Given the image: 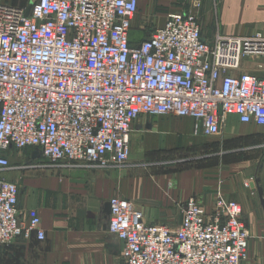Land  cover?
I'll return each instance as SVG.
<instances>
[{"label":"built area","instance_id":"2783aa9c","mask_svg":"<svg viewBox=\"0 0 264 264\" xmlns=\"http://www.w3.org/2000/svg\"><path fill=\"white\" fill-rule=\"evenodd\" d=\"M202 1L138 42L139 0H34L28 16L0 3V249L46 238L38 210L22 212L18 185L2 178L39 165L15 166L9 150H35L53 167L111 170L129 163L141 117L192 118L208 139L222 137L230 116L264 128V34L205 39ZM110 206L124 264L248 260L243 208L220 191L209 210L199 196L185 201L176 227L148 224L118 195Z\"/></svg>","mask_w":264,"mask_h":264},{"label":"crops","instance_id":"0c3cea01","mask_svg":"<svg viewBox=\"0 0 264 264\" xmlns=\"http://www.w3.org/2000/svg\"><path fill=\"white\" fill-rule=\"evenodd\" d=\"M28 1L0 3L24 8ZM147 4L148 14L158 15L162 26L169 14L186 11L191 0H139V11L143 12ZM202 5L201 18L211 10L215 24L213 34L206 33L200 19L207 40H213L217 33L264 34V0H203ZM145 32L147 35L150 30ZM137 38L131 32L133 42L140 40ZM140 128L137 126L131 135V155L208 144L209 149L221 150L226 161L203 170L145 173L137 169L62 166L4 173L3 179L18 185L19 209H36L40 213L46 238L39 241L34 234L29 240L20 239L2 247L0 264H124L122 242L109 232L112 197L118 195L137 204L148 224L176 227L183 219L185 201L199 196L209 210L219 191L243 208V219L251 234L249 256L244 264H264V157L233 153L243 145L236 139L256 127L243 125L236 116H230L220 141L207 140L200 133L197 136L192 118H166L146 132ZM26 151L9 150L7 155L13 164H39L40 154L32 149ZM246 180L252 182L249 187L244 185Z\"/></svg>","mask_w":264,"mask_h":264},{"label":"rangeland","instance_id":"374dc122","mask_svg":"<svg viewBox=\"0 0 264 264\" xmlns=\"http://www.w3.org/2000/svg\"><path fill=\"white\" fill-rule=\"evenodd\" d=\"M2 1V0H1ZM34 0H29L26 4V6L23 9H27L30 5H32V2ZM203 4V1H202ZM203 6V5H202ZM192 7V0L189 8L184 11L187 12L191 9ZM202 8V7H201ZM145 10L142 12L141 10L139 11L136 20L134 22V29L132 32L136 34L138 37L137 39L139 40L140 38L146 37V34L144 32L146 30H151L152 28H156L159 26V22L161 19H159V16L156 14H148V11L150 10V4H147L144 8ZM210 13V14H209ZM208 14H205V17L203 16L201 18V10L199 11V16L202 21V25L204 28V32L206 33H211L213 34V12H209ZM136 27V28H135ZM140 27L145 28L144 32L141 31L142 29ZM146 33V32H145ZM205 33V34H206ZM166 118H172V119H180L175 116H164V117H152V116H145L139 118L133 128L132 133L135 131L136 127H141L140 129L144 130L145 132L148 131V129H152L155 124L160 122L161 120H164ZM131 133V135H132ZM199 136V135H197ZM221 140V138H210L207 140ZM208 144L205 146H192L189 145L188 147H181L179 146L176 149H171V150H149V151H144L143 153L138 152L137 154H132L129 160V163L124 166L123 168H117L114 170H123V169H137L141 170L145 173H147L150 170H203L208 168L207 166L215 165L216 163L219 165V162L224 160L225 154L221 152V150L216 151L215 149H209ZM20 151H17L19 153ZM27 151H23L20 153H25ZM264 161V159L262 158ZM31 161V160H30ZM226 161V160H224ZM261 161V162H263ZM37 162L39 164H34V163H25V164H19L20 166L23 165H39L38 168L33 167L29 171H45L49 170L50 168H55L58 166H49L48 163L44 158L37 159ZM224 163V162H223ZM244 163V162H243ZM13 164V163H12ZM17 166V164H13ZM23 172V171H21ZM203 200V206L206 208L204 199ZM215 203V201H214ZM214 203L212 204L214 206ZM211 206L210 208H212ZM141 208V207H139ZM142 209V208H141Z\"/></svg>","mask_w":264,"mask_h":264},{"label":"flooded vegetation","instance_id":"af4514ba","mask_svg":"<svg viewBox=\"0 0 264 264\" xmlns=\"http://www.w3.org/2000/svg\"><path fill=\"white\" fill-rule=\"evenodd\" d=\"M255 127L256 128L251 133L242 135L236 139L242 142L243 145L233 153L264 157V128ZM224 134L225 133H223L222 137H224Z\"/></svg>","mask_w":264,"mask_h":264},{"label":"water","instance_id":"95a60500","mask_svg":"<svg viewBox=\"0 0 264 264\" xmlns=\"http://www.w3.org/2000/svg\"><path fill=\"white\" fill-rule=\"evenodd\" d=\"M30 9H31V5H30V6L27 8V10H26V16L29 15ZM253 184H254V183H253Z\"/></svg>","mask_w":264,"mask_h":264}]
</instances>
